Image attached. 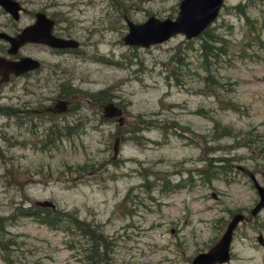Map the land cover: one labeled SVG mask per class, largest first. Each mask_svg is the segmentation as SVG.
<instances>
[{"label":"rangeland","instance_id":"1","mask_svg":"<svg viewBox=\"0 0 264 264\" xmlns=\"http://www.w3.org/2000/svg\"><path fill=\"white\" fill-rule=\"evenodd\" d=\"M19 1L15 21L0 6V28L41 8L80 46L26 44L41 68L1 83L0 264H88L87 234L17 214L38 199L104 235L94 264H189L232 213L249 215L258 195L247 170L264 185V0H224L206 55L203 33L147 47L122 39L123 15L174 17L179 0ZM63 88L68 108L49 114ZM108 100L122 124L102 115ZM258 234L264 208L235 227L219 264H264Z\"/></svg>","mask_w":264,"mask_h":264},{"label":"water","instance_id":"2","mask_svg":"<svg viewBox=\"0 0 264 264\" xmlns=\"http://www.w3.org/2000/svg\"><path fill=\"white\" fill-rule=\"evenodd\" d=\"M224 0H179L178 10L174 17H157L153 14L148 15L142 21L136 22L123 15L127 24V31L122 39L130 45L147 47L154 43L162 42L174 34L181 33L185 38H192L200 34L217 17ZM0 5L4 7L13 17H17L21 5L17 0H0ZM53 20L46 13L38 11L35 13L33 23L24 26L15 35H8L1 32L10 45L8 53H15L18 46L25 41H38L51 46H70L78 45L74 38H66L53 35L50 32ZM40 62L29 55H22L16 59L0 56V82L7 80L10 73L19 74L28 69L38 67ZM71 98H59L51 107L56 112L65 111ZM102 115L113 117L118 124H122V108L112 100L102 104ZM119 137L114 136L112 143L113 157L118 153ZM242 169V167H240ZM248 176L256 189L258 198L251 206L249 213L256 214L264 208V185L260 184L254 173L247 170ZM40 206L54 207L50 199H38L34 201ZM242 211L234 212L228 219L219 237L205 250L197 252L192 256L189 264H217L225 262L230 257V244L234 228L243 219ZM261 242V236H258Z\"/></svg>","mask_w":264,"mask_h":264},{"label":"trees","instance_id":"3","mask_svg":"<svg viewBox=\"0 0 264 264\" xmlns=\"http://www.w3.org/2000/svg\"><path fill=\"white\" fill-rule=\"evenodd\" d=\"M235 7L240 8V4L237 6H234V8ZM201 33L208 36L207 39L203 38L200 44L203 50V54L206 55L207 50H210V48L212 47V44H210L209 40L210 39L214 40V35L212 34L211 29H209L208 27H206ZM220 39L222 40L223 38L221 37ZM5 111L8 112L7 108L5 109ZM71 128H69L67 131H69ZM222 131H226L225 126L222 128ZM219 166L220 165L215 166L214 168H217ZM221 166L224 167L223 165ZM206 176H208V174H206ZM16 209L18 210L17 214L33 215V216L40 218L43 222H46L49 225L57 226L60 224L66 230H68V226L66 225V223L72 224L71 226L73 227V230H77L81 234H87L89 236V240L87 241V244H86L87 246L84 247V251L86 252L85 257H86L88 264H94L102 258L100 257V254L104 252L99 251V246L102 245V247L105 250L104 244H105L106 239L104 235H102L101 233L93 234L92 230L86 231L83 224H81L82 221L77 220L76 216L70 214L69 212H64L56 208L39 207L38 205H29V206L22 207L20 204H18L16 206ZM64 214L68 215V218H64L63 217ZM99 241H101L100 244H99ZM2 248H5V247H2Z\"/></svg>","mask_w":264,"mask_h":264},{"label":"flooded vegetation","instance_id":"4","mask_svg":"<svg viewBox=\"0 0 264 264\" xmlns=\"http://www.w3.org/2000/svg\"><path fill=\"white\" fill-rule=\"evenodd\" d=\"M18 2H19V4L21 5V8L19 9V13H18V16L17 17H13L12 16V14L11 13H9L6 9V11L8 12V14L10 15V17L15 21V20H18L19 19V17H20V11H22L23 9H25L23 6H22V2L21 1H19V0H17ZM0 6H2V5H0ZM4 8V7H3ZM38 11H42V12H44V13H46L43 9H35V10H33V11H31V13H30V18H29V20L26 22V23H24V24H22L21 26H19V27H17V26H13V25H11L10 27H8V26H2L1 28H0V33L1 32H5V33H7L8 35H15L17 32H19L24 26H26V25H28V24H31V23H33L34 22V20H35V13L36 12H38ZM46 15L49 17V18H51L52 20H53V23H52V26H51V29H50V32L53 34V35H56V36H60V37H66V38H68V37H70V38H74V39H76L75 37H73V35H72V33L68 30V27L66 26V25H64V24H62L61 23V18H60V20H59V18H55V17H52V16H50L48 13H46ZM0 40H2V41H4V43L5 44H3V43H0V56H6V57H8V58H14V59H16V58H18V57H20V56H22V55H29V56H31V57H34V58H36L39 62H40V64H39V66L38 67H36V68H32V69H28L27 71H24V72H22V73H19V74H13V73H10L9 74V77L10 76H12V75H14V76H23V75H27V74H29V73H31V72H35V71H39V69L41 68V61L37 58V57H35L34 55H32V54H30V53H26V52H22L21 51V48L24 46V45H26V44H29V45H35V46H39V47H45V48H47V49H49L50 50V52H52V53H57V54H66V53H69V52H79V50L77 49V48H79V46H80V42L78 41V45L77 46H74V47H70V46H64V47H58V46H51V45H48V44H46V43H43V42H38V41H25V42H23L22 44H20L19 46H18V48H17V50H16V52L15 53H8V51H7V49H8V47H9V45H10V43H9V41L6 39V38H4L2 35L0 36ZM56 75H57V73H56ZM59 75V74H58ZM6 81V80H5ZM3 82V81H2ZM2 82H0V86H1V83ZM60 84H62V83H60ZM63 85V84H62ZM62 92H59V95H57V98L51 103V104H49V105H47L46 107H45V111L46 112H49V114H52V112L54 111H52V109H51V107L54 105V103L56 102V100L57 99H59V98H63V97H61L60 95L62 94H64L65 93V91H64V88L63 89H60ZM67 108H68V106H67ZM62 112V111H61ZM53 113H59V112H56V111H54ZM250 210V209H249ZM244 213V216H243V219L240 221V222H242V221H245V220H249V219H251L253 216H255L256 214H250L249 213V215H247L245 212H243ZM233 214V213H232ZM231 214V215H232ZM231 217V216H230ZM227 223V222H226ZM239 224V223H238ZM235 229V228H234ZM258 236H261V242H260V240H259V238H258ZM257 240H258V242L260 243V244H263V238H262V235L261 234H258L257 235Z\"/></svg>","mask_w":264,"mask_h":264},{"label":"bare ground","instance_id":"5","mask_svg":"<svg viewBox=\"0 0 264 264\" xmlns=\"http://www.w3.org/2000/svg\"><path fill=\"white\" fill-rule=\"evenodd\" d=\"M8 78H9V75H8ZM8 78H7V79H8ZM52 111H53V110H52ZM53 112H54V111H53ZM53 112H52V113H53ZM107 118H111V117H107ZM34 204H35V203H34ZM35 205H37V204H35ZM38 206H40V205H38ZM41 207H42V206H41ZM44 207H48V206H44ZM49 207H50V208H54V207H51V206H49Z\"/></svg>","mask_w":264,"mask_h":264}]
</instances>
